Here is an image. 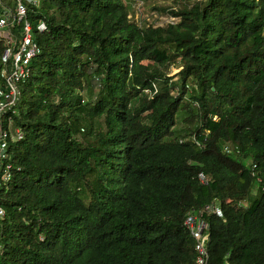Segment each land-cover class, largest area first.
<instances>
[{
  "label": "trees",
  "instance_id": "16d2710c",
  "mask_svg": "<svg viewBox=\"0 0 264 264\" xmlns=\"http://www.w3.org/2000/svg\"><path fill=\"white\" fill-rule=\"evenodd\" d=\"M172 1L165 26L125 0L28 6L0 264H195L183 222L211 202L207 264H264V0Z\"/></svg>",
  "mask_w": 264,
  "mask_h": 264
},
{
  "label": "built area",
  "instance_id": "2783aa9c",
  "mask_svg": "<svg viewBox=\"0 0 264 264\" xmlns=\"http://www.w3.org/2000/svg\"><path fill=\"white\" fill-rule=\"evenodd\" d=\"M39 0H0V40L5 46L1 55L0 78V188L3 182L12 178V162L8 152L9 144L22 137V131L13 124L11 116L16 113L20 98V84L30 74V62L39 53V46L33 38L32 24L27 16L28 6L37 5ZM46 28L44 22L38 30ZM8 116L7 119H4ZM202 182L205 178L199 175ZM206 214L222 216L218 202L206 204L197 213H190L184 219V226L194 238L195 264H207L209 224ZM5 209L0 202V218Z\"/></svg>",
  "mask_w": 264,
  "mask_h": 264
},
{
  "label": "rangeland",
  "instance_id": "374dc122",
  "mask_svg": "<svg viewBox=\"0 0 264 264\" xmlns=\"http://www.w3.org/2000/svg\"><path fill=\"white\" fill-rule=\"evenodd\" d=\"M129 7V16L140 26H165L169 23H176L180 20V17L173 16L168 10H159L156 7L162 6L166 8H176L178 3H174L172 0H125ZM180 66L177 63L169 64L165 68L167 76L170 77V82L178 80V72ZM172 92L176 90L173 88Z\"/></svg>",
  "mask_w": 264,
  "mask_h": 264
}]
</instances>
